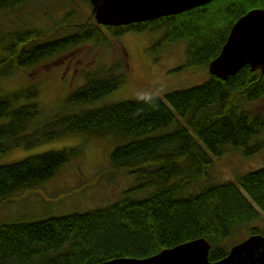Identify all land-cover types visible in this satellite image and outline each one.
<instances>
[{
  "label": "trees",
  "instance_id": "obj_1",
  "mask_svg": "<svg viewBox=\"0 0 264 264\" xmlns=\"http://www.w3.org/2000/svg\"><path fill=\"white\" fill-rule=\"evenodd\" d=\"M34 0H0V12ZM92 9L89 0H82ZM264 0H213L201 6L128 25H101L93 13L74 22L67 11L55 30L23 26L0 36V78L27 71L87 42L106 45L129 32L162 31L152 54L185 42L187 64L206 65L226 43L234 23ZM124 58L84 72L67 107L44 122L34 85L0 93V155L68 134L112 136L113 171L133 183L117 201L35 221L0 223V264H97L117 257L144 258L178 244L206 237L209 258L230 248L227 239L264 213V166L236 181L211 180L216 157L228 147L245 154L264 148V111L247 105L264 98V73L241 68L227 79L209 72L201 84L168 91L163 97L125 99L87 107L126 82ZM209 70V69H208ZM79 146L49 150L0 165V205L18 192L34 189L82 155ZM252 228L249 235L261 233Z\"/></svg>",
  "mask_w": 264,
  "mask_h": 264
},
{
  "label": "rangeland",
  "instance_id": "obj_2",
  "mask_svg": "<svg viewBox=\"0 0 264 264\" xmlns=\"http://www.w3.org/2000/svg\"><path fill=\"white\" fill-rule=\"evenodd\" d=\"M73 9L74 22L92 13L91 7L82 0H34L18 9L0 12V36L26 25L51 32L55 30V22ZM161 36L162 31H129L118 39L111 38L106 45L84 43L32 69L18 70L9 77L0 78V93L34 85L41 109L38 121L42 123L58 111L81 110L80 106L67 107L66 100L83 83L84 72L109 65L118 58L125 60L126 82L102 99L87 104L86 108L125 99L163 97L168 91L198 85L209 78L206 65L187 64L185 42L167 45L158 54H152L150 44ZM247 107L256 113L264 111V98ZM116 144L112 136L73 133L38 145L16 147L0 155V165H3L66 147L79 146L83 151L54 177L34 189L9 197L0 205V223L35 221L87 211L120 199L133 183V176L112 170L111 153ZM261 166H264V148L247 155L241 149L228 147L223 155L214 159L209 169L210 178L236 181L241 174ZM259 214L256 220L241 226L227 239L229 248L249 237L252 228H259L264 233V213L259 211Z\"/></svg>",
  "mask_w": 264,
  "mask_h": 264
},
{
  "label": "water",
  "instance_id": "obj_3",
  "mask_svg": "<svg viewBox=\"0 0 264 264\" xmlns=\"http://www.w3.org/2000/svg\"><path fill=\"white\" fill-rule=\"evenodd\" d=\"M101 25H128L181 13L213 0H89ZM264 73V8H254L232 26L219 55L209 63V72L227 79L241 68ZM211 242L193 239L144 258L117 257L97 264H264V233L252 234L233 245L220 260L209 258Z\"/></svg>",
  "mask_w": 264,
  "mask_h": 264
}]
</instances>
